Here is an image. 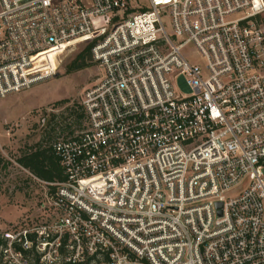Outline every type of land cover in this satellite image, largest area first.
<instances>
[{
    "label": "built area",
    "instance_id": "1",
    "mask_svg": "<svg viewBox=\"0 0 264 264\" xmlns=\"http://www.w3.org/2000/svg\"><path fill=\"white\" fill-rule=\"evenodd\" d=\"M133 2L0 0V97L78 42L103 70L44 125L67 179L0 264H264V0Z\"/></svg>",
    "mask_w": 264,
    "mask_h": 264
},
{
    "label": "rangeland",
    "instance_id": "2",
    "mask_svg": "<svg viewBox=\"0 0 264 264\" xmlns=\"http://www.w3.org/2000/svg\"><path fill=\"white\" fill-rule=\"evenodd\" d=\"M141 1L147 4V0H134L133 4ZM94 44L95 40H87L52 51L44 60L48 67L57 66V76L0 97V226L4 229L41 224L53 214L48 199L50 183L36 178L17 160L45 139L49 132L44 131V125L49 120L58 118L62 123L72 117L73 106L79 105L84 92L101 78L103 70L91 57L83 69L68 73L78 55ZM184 52L197 56L192 44ZM62 100L67 102L56 104Z\"/></svg>",
    "mask_w": 264,
    "mask_h": 264
},
{
    "label": "trees",
    "instance_id": "3",
    "mask_svg": "<svg viewBox=\"0 0 264 264\" xmlns=\"http://www.w3.org/2000/svg\"><path fill=\"white\" fill-rule=\"evenodd\" d=\"M92 47L93 45H90L83 53L78 55L69 66L68 73L74 70H81L86 66V59L88 57H91L92 59ZM66 102V100H62L56 104H65ZM70 116H75L76 118L74 110L72 111V114L70 113ZM44 138L45 139L42 140L33 150L24 153L17 162L36 178L46 183L64 182L67 179V176L60 160L53 148L45 143V141L47 142L50 138L49 133H45ZM53 190L54 188L52 187V191Z\"/></svg>",
    "mask_w": 264,
    "mask_h": 264
},
{
    "label": "bare ground",
    "instance_id": "4",
    "mask_svg": "<svg viewBox=\"0 0 264 264\" xmlns=\"http://www.w3.org/2000/svg\"><path fill=\"white\" fill-rule=\"evenodd\" d=\"M61 48H64V47H61ZM61 48L53 49V50H50V51H48V52H43V53L38 57V61H42V60H44V59L46 58V56H47L48 54H50L52 51H54V50H58V49H61Z\"/></svg>",
    "mask_w": 264,
    "mask_h": 264
},
{
    "label": "water",
    "instance_id": "5",
    "mask_svg": "<svg viewBox=\"0 0 264 264\" xmlns=\"http://www.w3.org/2000/svg\"><path fill=\"white\" fill-rule=\"evenodd\" d=\"M219 206H221V204H219Z\"/></svg>",
    "mask_w": 264,
    "mask_h": 264
}]
</instances>
